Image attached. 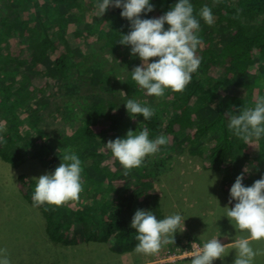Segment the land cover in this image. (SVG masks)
Segmentation results:
<instances>
[{"label": "trees", "instance_id": "16d2710c", "mask_svg": "<svg viewBox=\"0 0 264 264\" xmlns=\"http://www.w3.org/2000/svg\"><path fill=\"white\" fill-rule=\"evenodd\" d=\"M46 2L51 3L50 19H44L48 17V11L46 12L44 8ZM175 2L176 0H152L154 10L148 14V17H159ZM191 3L194 10H198L202 5H207L211 9L214 17L211 24L213 25L212 37L204 42L201 39L203 43L196 50L201 63L185 89L179 93L166 92L158 103H153V99H150L147 104L156 111L152 118L145 122L141 116L135 120L127 115L123 117L117 109L124 105L127 98L124 99L118 95V99L113 91L108 100L104 99L96 106L93 103L96 93L89 99L78 95L75 105L69 103L71 100L64 104L56 101V97L63 95L65 85L82 90L86 84L90 83L93 78V67L98 68V73L107 66L121 71L119 62L122 58L130 56L133 61L139 60L138 57L130 55L129 47L118 43L120 33L127 34L130 30L129 22L120 16L119 9L111 7L108 10L111 13L106 12L102 17H98L99 23L95 25L96 35L91 37L92 33H87L80 22L85 21L86 16L92 13L96 14L95 0H0V43L6 42L9 45L11 39L17 38L15 46L21 54H28L30 58L28 62L34 67V70L30 72L34 75L37 72L40 86L44 84L39 92L45 96L44 100L33 104V92L26 89L27 83H32V80H29L24 73L29 72L27 62L18 61L12 55L4 54L0 56V92L4 97L2 101L0 100V118L6 120L7 127L13 129L20 139L22 138L20 131L25 126V122H28L34 130L38 129V123L45 127L47 117H62L67 120V125H74L75 131L72 135L68 136L65 132L60 136L66 137L69 148L81 159L82 182L88 187L83 188L79 200L66 202L62 206L68 208L67 211L70 209L72 215L63 216L60 209L50 210L52 206H44L41 209L45 219L46 234L52 241L60 242L62 240L60 234L68 226L76 229L77 232L63 240V244L76 246L78 239L84 237L85 242L106 243L113 250H123L121 253L124 255L127 250L131 252L135 246V232L130 227V221L135 211L139 209L137 206L141 205V209L151 210L157 217H161V211L155 209L160 206V195L156 193L153 183L156 172L165 166V160L158 157L157 163L152 165L153 173L146 170L151 165L145 160L143 166L129 171L134 177L129 189L121 188L113 192L111 182L118 181L122 174L112 166L115 159L110 155L113 159L111 167L103 166L100 162L96 163L94 168L99 178L93 181L86 172L89 159L84 160L82 157L84 150H87L85 144H88L87 142L91 145L98 144L99 135L101 139L98 140L103 145L114 133L122 136L125 130L135 131L140 124L146 123L144 126L148 128L150 137L164 134L168 138L170 134L182 132L181 138L176 136L181 143L189 141L193 146L202 141L209 143L212 145L208 153L211 164L214 163L223 168L224 164L233 162L234 175H237L246 163L258 162L259 166L254 167L256 173L243 178L245 185H251L254 180L264 174V137L258 140L259 152L253 161L246 157L238 160L237 154H242L248 148V144L239 141L226 127V116L229 112H235L241 108L240 104L243 101H251L255 92H258V97L264 96V0H231L229 6L225 5L226 2L218 0H191ZM59 5L64 6L67 11L65 15L60 12ZM70 15H74L75 20L70 19ZM66 21L76 24H72L76 27L74 32L65 25ZM99 25L110 29L112 35L99 40L97 34ZM221 25H225L226 31L233 33L232 36L230 35L231 38L221 35ZM167 27L165 25V28ZM209 27L210 25L201 21L200 35L202 34L204 38ZM89 37L93 39L84 45ZM212 43L219 44V49L212 47ZM201 45L205 46L202 48ZM78 46L84 52L83 55H73L74 48ZM46 65L57 70V75L53 76L52 80L53 82L58 80L60 84L54 85L53 82H48ZM13 66L19 67L20 72L23 73L22 79L16 87L12 84L3 87L5 80L14 76L8 71ZM135 66L137 65L133 62L126 64L129 72ZM108 78L116 84L115 88L122 86L132 91V96L135 98L143 96L144 91L134 84L128 72L123 79L120 75ZM42 101H47L49 106L53 105L54 112H42L37 116L34 113L30 118V113L25 112L30 110L31 105H41ZM105 103L106 106H103ZM19 110L22 114H27L28 121L18 114ZM83 118L84 120L94 118V122L91 126L79 125V120ZM99 129L102 132L98 133ZM108 130H111L113 135L104 134ZM188 130H194L195 135L187 134ZM50 133L51 131L46 128L43 136H48ZM10 144L14 148L17 146L14 137L10 140ZM28 144L24 148L26 152L32 154L33 159L38 158L39 150L43 146L35 145L31 140H28ZM179 145L183 146L177 142L175 147ZM2 146L4 145L1 144ZM165 148L167 151L165 156L171 159L173 148L170 145ZM198 152H200L199 149L195 154ZM92 153L91 155L88 151L89 157L99 156L94 151ZM21 156V151L17 152L15 157H10L7 152H4L2 158L7 162L11 161V164L16 167ZM51 163L53 165L49 168L54 170L60 163L58 153L54 159H51ZM219 173H221L220 176L223 174L221 186L229 197V189L234 179L228 171L221 170ZM102 178L108 179L110 183L109 197L98 198L89 203L92 187L102 191L101 187L105 185ZM19 181V189L24 198L33 204L31 194L26 191L27 177L19 176ZM109 205H111L110 208ZM110 213L112 214L109 215ZM93 218L99 221L93 222ZM192 241H189L186 249L192 247ZM174 243L180 244V242Z\"/></svg>", "mask_w": 264, "mask_h": 264}, {"label": "rangeland", "instance_id": "374dc122", "mask_svg": "<svg viewBox=\"0 0 264 264\" xmlns=\"http://www.w3.org/2000/svg\"><path fill=\"white\" fill-rule=\"evenodd\" d=\"M218 1H224L227 3L225 5L229 6L228 4L231 0ZM50 7V2H46L44 4L46 12L48 11V17L44 19H50ZM59 10L63 15L67 13L63 5H59ZM107 13H111V11H107ZM69 18L75 20L74 15H70ZM80 23L83 24V29L87 33H92L90 35L91 37L96 35L95 25L99 23L97 14L92 13L86 16L85 21H81ZM72 24L74 23H68L67 21L65 23V25L69 27V30L74 32L76 28L74 25L76 24ZM212 32L213 25H210L207 30L206 38H204L202 34L200 35L203 42L209 40V38L212 37ZM220 32L225 38H231L233 34L232 32L226 31L225 25H221ZM97 34L99 40L112 35L110 29H107L105 26L101 27V25H99L97 28ZM216 34L219 35L218 32H216ZM91 37H89V40L84 45H87L93 39ZM16 40L17 38L11 39V44L9 45H7L6 42L3 44L0 43V56L9 54L15 57L18 61L27 62V68L29 72L24 73L29 80H32V83H27L26 89L33 92L34 96L32 102L33 104H37L39 101L45 99V96L39 92V89H42L44 84L40 86L39 79L37 77L38 75H36L37 72H35V75L30 72L34 70V67L28 62L30 59L28 54H21L19 49L16 48ZM202 40L201 43H203ZM80 46L83 50L81 44ZM204 46L205 45H201L202 48ZM211 46L219 49V44L212 43ZM102 50L104 51V49ZM83 51L80 50L79 46L75 47L73 50V55H83ZM128 58H130V56H126L120 60L119 65L122 67L121 71L107 66L98 73V68L93 67V78L91 77L92 80L90 83L86 84L82 90L76 89L70 85H65L63 88V95L56 97V101L60 104H64L71 100L69 103L75 105V100H78V95L82 98L89 99L96 93V96L93 98L95 99L93 101L94 106H96L100 103V101L104 99L108 100L112 91L115 93L118 99V95L124 99L131 98L132 91H128L122 86L115 88L116 84L108 78L114 75H120L121 79L126 78L128 70L126 64L128 62H133L135 65L140 64V60L137 59L133 61V58H130L127 61ZM52 59L55 60V58ZM49 63L51 62L49 61ZM45 69L48 72V82H53L52 77L57 75V70L50 65H46ZM35 70L37 71V69ZM8 71L14 76L7 78L5 83H3V87L9 86L10 84L15 87L18 86L22 79L23 73L20 72V69L17 66L11 67ZM53 84L58 85L60 84V81L56 80L53 82ZM3 91H5V88H3ZM142 95L143 96L141 98H137L141 102L148 103L150 99H153V103L159 102V100H157L155 97L145 95L144 92ZM2 98L4 99L3 94L0 92V100ZM257 98H259L258 92H255L251 101H243L240 104V107L251 106L255 103ZM40 104L41 105L38 106L31 105L30 110L25 113H30L29 117L32 118V114L34 113L37 116L42 112H54V106H49L47 101H42ZM103 106H106V103L103 104ZM117 111H119L123 117L125 115L128 116L124 105H121ZM18 114H21L25 118V121L29 120L27 118V114H22V111L19 110ZM93 122L94 118L87 120H84L83 118L79 120V125L85 124L91 126ZM39 124L41 123L37 124L38 129L34 130L30 127L28 122H25V126L22 128V131H20L22 134V138L20 139L19 135L13 129L7 127L6 120L2 117L0 118V247L6 249L11 264H190L191 256L189 253L197 250L201 242L207 239L206 237L211 234L214 235L217 232L216 230V232L213 233V227L217 225V223L219 233H217L216 236H219L221 233V236L218 237L220 242L231 241V239L235 237L236 230L231 226L228 218L222 217L224 213L220 207L223 208L228 205H226V203L223 201V193H219L218 190L220 185H222L223 180V174L220 176L221 173H219V171H228V173L232 175V178L235 180L237 175H234L233 173L235 171V168H233V162L231 163L229 161L227 164H224L223 168L221 166L215 165L214 163L212 165L208 159V153L212 148V145L203 141L201 143H197L194 146L189 141H184L185 143H181L179 138L176 136L181 138L182 132H176L174 133L175 135L170 134L168 136V144L166 145H170V147L173 148L171 150V159H168L167 156H165L167 151L165 146H163L160 152L146 158L148 164L151 165L146 170L153 173L154 167L152 165L157 163L158 157L165 160V166L162 167L160 171H157L154 176L155 182L153 183V187L156 190V193L160 195V206L158 208L155 207V209H159L162 212L161 217L158 216V218H163L166 215L181 212L180 214L185 219L184 230L181 228L182 232L178 231L174 236V242H180L179 245H175V243L169 241L170 244H164L158 254L155 255H144L142 253L136 252L123 255V253H121L123 250H110L111 248L108 247L106 243L85 242L84 237L82 239L77 236L79 238L77 244H80H76V246H67L63 244V240L70 238L76 231V229L69 228L68 226H66L63 233L60 234L62 239L60 242L52 241L46 234L45 219L41 210L47 205L34 206V204H30L26 201L19 189V176L24 175L27 177L26 191L31 194L34 188L33 178H38L40 175L50 173L52 171L49 168L51 165H53V163H51V159H54L55 155L58 153V149H70L66 137H61L60 135L65 134L66 132V135L68 134V136H70L75 131V128L74 125H67V120L62 117H47L45 121V127ZM46 128H48L51 133L48 136H43ZM177 130L178 127L176 128V131ZM195 130L197 131V128H195ZM100 132H102L101 129L98 130V133ZM126 132L127 131L125 130L121 136L115 133L113 135L111 130L105 131L104 134L113 135L110 137L111 139H107L106 142L117 137H123ZM27 133H29L30 136L26 135ZM195 133L196 132H194V130L187 131V134L190 136H194ZM13 137L17 142V146L15 148L10 144V140ZM98 139H101V135L98 136ZM98 139V144L91 145L89 142H87L88 144H85L87 150H84V154H82L84 160L89 159V166L86 168V172L93 181L99 178V175L94 168L95 164L100 162L103 163V166L107 167L110 166L113 161L110 156L111 154L104 150V146ZM28 140H31L35 145L39 144L43 146V148L39 150L38 158L33 159V157H31L32 154L27 153L24 149L25 145L28 144ZM177 142L183 146L181 147L179 145L175 147ZM259 143V141H256L255 143L248 145V148L243 151L242 154H237L238 160H242L243 157H246L247 159H251L253 161L258 155ZM1 144L4 146L1 147ZM198 149L200 152L195 154ZM19 151H21L22 156L21 159H19V163L16 167L11 164V161L7 162L2 158L4 152H7L10 157H15ZM88 151L91 152V155L94 151L99 156L94 158L89 157ZM114 162L115 163L114 165L112 164V166L122 172V174L118 181L114 180V182H111V187L113 188L111 190L115 192L121 188L125 190L129 189L134 179L132 173L128 172L125 174V171L119 162L116 159ZM256 166H259L258 162L256 161H253L252 164L246 163L241 171H238V174L242 173L243 169L247 167L250 169V171L245 172L243 176L244 178H248L249 175L256 173V170L254 169ZM217 169L221 170L218 171ZM214 178L217 179L214 180ZM102 180H104L105 184L103 187H101L102 191H99L94 187L91 188L89 194L90 198L88 199L89 203L98 198L100 199L109 197L110 192L108 191V188L110 183L107 181L108 179L102 178ZM213 180L214 182H210ZM88 186L90 187L89 184ZM83 188L87 189L88 187H86V184H84ZM169 188L175 194L179 193V201L178 198H175L173 194L169 193ZM109 203L112 204V202ZM168 203H171V205L168 206ZM180 203H182V206L179 205ZM62 206L52 207L50 210L58 211L57 209H60L61 215H72L70 209L67 211L68 208H63ZM167 206L168 210H165ZM110 207L111 205H109V208ZM137 207L141 209V205H138ZM163 211L166 214H163ZM111 214L112 213L109 215ZM98 221L99 219L93 218V222ZM76 224L78 225V223ZM195 232L200 233H198L197 236V241L199 243L194 245L192 244L190 249H186L185 247L188 245L190 238L193 237V235H197ZM204 232L205 234L201 236ZM252 246L261 253L256 257V264H264V241H253ZM127 248H130V246H127ZM169 248H176V250L171 252ZM234 256L235 251L232 250L230 251L229 255L223 259V261L218 259L215 260L213 264H233Z\"/></svg>", "mask_w": 264, "mask_h": 264}, {"label": "clouds", "instance_id": "9594fccd", "mask_svg": "<svg viewBox=\"0 0 264 264\" xmlns=\"http://www.w3.org/2000/svg\"><path fill=\"white\" fill-rule=\"evenodd\" d=\"M111 7L119 9L120 16L129 22L130 30L127 34L119 32L118 43L129 47L130 55L140 60V64L130 72L127 70L134 84L145 95L157 100L168 91L182 92L201 63L196 55L201 44L200 24L201 21L208 25L213 23L211 9L202 5L194 10L191 0H176L159 17H148L154 10L152 0H95L98 17H102ZM165 25L168 27L165 28ZM123 104L133 120L142 116L147 122L156 111L135 96L127 98ZM145 124H140L135 131L129 129L123 137L103 143L104 150L119 162L125 174L143 166L146 158L160 152L168 143L164 134L150 137ZM226 127L244 144L251 145L264 137V96L257 98L249 107L229 112ZM58 153V166L50 173L33 178L31 199L34 206L60 207L66 202L80 199L83 191L82 161L71 149L60 148ZM248 171L250 169L246 167L237 174L229 189L228 203L232 206H219L224 213L222 217L228 218L236 230L235 237L226 244H222L218 238L221 233L203 240L197 250L189 253L190 264H213L218 259L223 261L232 250L235 251L233 264H256V257L261 253L253 248L252 242L264 241V174L251 185H245L243 174ZM184 221L180 213L158 218L151 210L137 209L130 221L137 242L133 250L144 255L157 254L164 244L169 241L174 243L175 234L182 232L181 228L184 230ZM0 264H11L6 249L2 247Z\"/></svg>", "mask_w": 264, "mask_h": 264}, {"label": "crops", "instance_id": "0c3cea01", "mask_svg": "<svg viewBox=\"0 0 264 264\" xmlns=\"http://www.w3.org/2000/svg\"><path fill=\"white\" fill-rule=\"evenodd\" d=\"M219 190V193H223V195H224V199H223V201L226 203V205H228V206H232V205H230L229 203H228V200H229V197H228V195H227V192H225L224 190H223V187L220 185V188L218 189ZM169 193H171V194H173L174 195V197L175 198H178V201H179V197H178V195H179V193H174L170 188H169ZM225 193V194H224ZM226 195V196H225ZM170 200V199H169ZM173 203V202H172ZM178 203V202H177ZM182 203H180L179 205L180 206H182L181 205ZM169 205H171V203H168V206ZM168 206H167V208L165 209V210H168ZM181 213V212H180ZM161 214H162V212H161ZM163 214H166L164 211H163ZM200 214V213H199ZM217 214V213H216ZM216 230H217V232H216ZM219 231V228H218V223H217V225H215L214 227H213V233L214 232H216L214 235H216L217 233H219L218 232ZM200 232V231H199ZM198 232V233H199ZM196 233V232H195ZM198 233H196L197 235H193V237H191L190 238V241L191 240H193L192 241V244H196V243H199L197 240H198V238H197V236H198ZM200 234V233H199ZM212 235V234H211ZM211 235H209L208 237H206V238H209ZM224 241V240H223ZM134 242H135V244L137 243L136 241H135V235H134ZM229 242H231V241H225V242H221L222 244H226V243H229ZM169 243V242H168ZM170 249V248H169ZM110 250H112V248L110 249ZM176 250V248H174V250H171L170 249V251L171 252H173V251H175ZM133 252H135L134 250H132L131 252H129V251H127L126 252V254H129V253H133ZM158 254V253H157ZM125 255V254H124ZM167 264H171V263H167Z\"/></svg>", "mask_w": 264, "mask_h": 264}, {"label": "bare ground", "instance_id": "6f19581e", "mask_svg": "<svg viewBox=\"0 0 264 264\" xmlns=\"http://www.w3.org/2000/svg\"><path fill=\"white\" fill-rule=\"evenodd\" d=\"M224 190V189H223ZM226 190V189H225ZM160 199V198H159Z\"/></svg>", "mask_w": 264, "mask_h": 264}]
</instances>
